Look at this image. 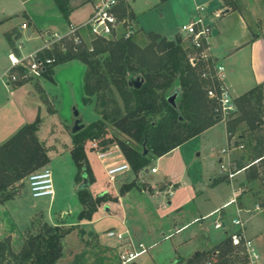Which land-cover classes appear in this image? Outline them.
<instances>
[{"label": "trees", "instance_id": "trees-1", "mask_svg": "<svg viewBox=\"0 0 264 264\" xmlns=\"http://www.w3.org/2000/svg\"><path fill=\"white\" fill-rule=\"evenodd\" d=\"M53 1L63 18L69 21L73 12L72 0ZM119 16L136 19L123 1ZM12 34L7 39L14 46ZM146 38L148 42L144 46L133 37L109 41L93 39L90 46L84 43L77 48L67 41L65 53L55 47L42 54L43 57L55 58L54 67L72 60L86 65L83 103H94L95 113L100 118L73 135L71 154L79 171L77 180L80 179V183L83 172L89 186L93 180L85 154L87 142L98 140L102 146L103 143H116L131 170L139 177L151 168L154 160L221 122L215 114L216 103L207 98L208 83L201 77L205 64L191 63L190 53L184 49L180 37L170 39L149 32ZM52 77L53 69H50L45 78L53 80ZM138 83L140 87H137ZM40 92L43 93L42 90ZM113 92L118 94L121 105L112 101ZM173 96H176L174 104L170 102ZM42 99L50 105L44 95ZM112 103L115 106L110 109ZM235 103L237 112L226 122L230 141L241 125H245L251 134L264 125V84L237 97ZM39 124L40 119L37 118L0 145V205L16 197L17 184L49 164L48 151L38 138ZM108 124L125 140L107 138ZM257 141L250 162L244 163L243 157L235 159L233 171L244 169L249 179L261 181L264 192V139L257 138ZM137 184L138 180H135L123 185L121 194L142 190ZM78 196L83 207L80 221H92L97 209L109 200L107 195L94 197L89 187L79 189ZM69 229L54 227L50 234H46L43 228L41 233L28 237L18 252L13 249L10 236L0 238V264H56L63 255V239ZM239 253L228 239L208 252L197 253L186 264H232V256ZM244 261L248 262L246 258ZM177 262L180 264L183 260Z\"/></svg>", "mask_w": 264, "mask_h": 264}, {"label": "crops", "instance_id": "crops-1", "mask_svg": "<svg viewBox=\"0 0 264 264\" xmlns=\"http://www.w3.org/2000/svg\"><path fill=\"white\" fill-rule=\"evenodd\" d=\"M99 1L72 0L73 12L69 21H66L55 2L53 0H45L44 3L50 8L56 6L60 17H54L49 22L40 23L33 13H26V21L22 24L28 23L29 30H27V33L31 32V34H28L29 36L33 35L35 29L44 38L46 33L66 35L70 25H80L88 21ZM122 1L134 13L135 21L137 22V15L129 0ZM219 1V14L222 17H209L210 22H206L205 17H203L206 9L197 6L195 9L196 17H192L191 20L202 17L204 22L212 26V56L214 62L218 67L224 68L226 83L237 98L256 86L264 84V0ZM85 6L92 8L86 18L73 17ZM200 8L203 10H199ZM231 15L236 17H230ZM13 30L15 29L7 28L2 33L7 38ZM157 34L161 35L160 33ZM12 38L15 45L11 46L7 39L8 43L6 44L8 45H4L2 51H0V145L12 138L23 126L31 124L39 118L38 115L41 110L39 102L46 108L49 115L58 117L68 131L77 121V117L81 115L79 113L76 116H72L68 112V110L75 107V102L72 99L73 91L82 107L90 106L92 109L94 107L92 104L85 105L83 103L86 65L78 60H72L56 65L53 68V80H48L44 77L40 81L30 83L9 84L7 74L11 68L9 55L14 54L21 59L27 57L22 55L18 40L14 39V37ZM43 47L44 43L35 52L42 51ZM41 90L43 93L40 92ZM42 95L49 100L50 105L44 103ZM62 101L64 102L63 107L61 106ZM93 119L87 125L97 121L99 116L96 115ZM221 123H224L225 133L221 135L218 131L212 132ZM213 135L218 138L220 144H222L223 139L227 140L229 146L233 143L228 138L226 123L221 121L169 154L154 160V165L147 169L149 173L146 170L139 177L131 169L122 173L115 181L118 182L114 192L118 201L115 215L112 214L111 207L107 206L106 203H103L100 207L105 209L107 215L117 217L122 227H126V225L130 227L137 224L146 225V220L152 221L154 216L165 219V226L168 228V232L176 230V234L181 236L179 239L181 242L189 245L193 244L189 256L184 258V263L197 253L208 252L228 240L229 235L238 230V227L233 225V221L241 218L245 224L246 236L252 240L259 255L258 261H260V258H264V192L258 188V185H262V183L260 180L249 179L244 169L234 172V162H231L232 168L229 171V173L234 174V177L230 178L223 172L224 170L220 171L219 165H230V156L228 154L222 155V152L217 154L212 144L213 139L216 138ZM38 138L43 143L40 137ZM71 139V145L66 146L70 154L73 149L72 134ZM45 148L49 151L47 146ZM119 153L122 154L121 151ZM126 162L123 156L122 162L111 160L107 166ZM51 163L52 160L49 156V164L47 166L50 170ZM152 168H156L157 172L152 173ZM151 177L154 181L150 182L148 179ZM144 178L154 188H156L157 184L166 187L153 192L135 189L123 195L121 194L123 185L130 184L135 180L144 181ZM71 185L76 190L77 181H75V178L71 180ZM93 196L96 197L95 194ZM155 199L158 201V205L160 203L157 208L153 205ZM234 199H236V202H232ZM12 201L14 200L0 205V236L12 235L15 231H21L7 208V205ZM256 205H261L262 210L256 211ZM82 209L81 205V211ZM37 214L39 213H36L35 216ZM209 218L214 219L212 221V230L208 229L205 223V220ZM219 218L225 224L224 229H216L215 227V222ZM46 223L51 228L64 225L60 222V219ZM192 224H198V226L193 227L189 233L185 234ZM91 234L95 235L93 232ZM119 234L124 235L125 240L123 242L110 238L107 234L108 238L116 240L113 245L115 246L118 264H120L119 252L132 250L133 248L138 249V245L142 244L139 243L137 245L134 243V235L129 229H126L125 233ZM200 234L205 237L208 245L206 249L202 248L200 243H195L198 241ZM96 240L99 243L101 242L97 237ZM102 244L105 245L106 243ZM177 261L174 264H179ZM255 264L258 263L256 262Z\"/></svg>", "mask_w": 264, "mask_h": 264}, {"label": "rangeland", "instance_id": "rangeland-1", "mask_svg": "<svg viewBox=\"0 0 264 264\" xmlns=\"http://www.w3.org/2000/svg\"><path fill=\"white\" fill-rule=\"evenodd\" d=\"M44 2L45 0H0V51H2L4 45H8L6 44L8 43L7 38L2 33L7 28L15 29L12 34L14 38L19 37L20 33L22 34L18 39V44L20 45V51H22L23 56H29L42 47L44 37L36 29L33 35L29 36L27 30L21 31V24L26 21V13H33L40 23L49 22L54 17H60L56 6L50 8ZM129 2L138 18L136 22L138 31L133 36V39L141 46L146 45L148 42L146 33L149 32H157L168 38L183 37L184 34L181 32L182 26L190 23L192 17H196L195 9L197 6L206 9L203 16L206 22H210L209 17H222L219 14V0H167L166 2H161L160 0H129ZM91 11L92 8L90 6H85L78 14H74L73 17L79 19L86 18ZM230 17L236 16L231 15ZM92 40V36H87L85 41L86 45L90 46ZM112 95V101L121 105L118 94L113 92ZM72 99L75 102V107L74 109L68 110V112L72 116L81 113L77 117V121H79L78 125L83 129L87 126L88 122L94 120L93 118L97 114L95 113L94 107L93 109L90 106L82 107L74 91L72 92ZM93 100L95 101L96 98H93ZM114 104L112 103L110 105V109L115 106ZM39 105L41 106V110L38 115L40 119L38 137L43 141V143L40 142L42 146L48 147V155L52 160L50 168L54 177L55 199L34 198L29 190L27 179L17 184V195L13 199L14 201L7 205V208L22 232L15 231L12 235L7 234L0 236V238L3 239L10 236L12 238L13 249L18 252L28 237L37 235L43 231L44 224H47L46 222H54V220L57 221L60 219V222L64 224L61 226L62 229H70L63 239V255L56 264H118L115 246L113 245L116 240L108 238L107 234L110 231L125 233L126 229L131 230V233H133V237L135 238L134 243L137 245L142 243L147 249V252L133 263L174 264L177 260L184 261V258L189 256L193 244L189 245L181 242L179 240L181 236L176 234V230L168 232V228L165 226L166 220L160 219L158 216H154L152 221L146 220V225L137 224L131 225L130 227L127 225L126 227H122L117 217L107 215L105 209L99 207L94 213L92 221L79 220L81 203L78 190L80 184L85 180L84 177L86 174L83 172V180L81 183L78 182L80 180H77L78 168L73 160L72 154L66 148L67 145H71V134L72 136L74 135L73 128L75 124L67 131L58 117L49 115L46 108L40 102ZM63 105L64 102L62 101L61 106L63 107ZM92 106H94V103ZM224 127V123H221L212 132L218 131L223 135L225 133ZM108 137L125 140L111 124H108ZM257 138L264 139V125L252 134L247 131L245 125H241L237 129L232 139L233 143L230 146L226 139H223L222 144H220L217 137L215 139L212 138V144L217 154L222 152V155L228 154L230 156V165H219L220 171L224 170L223 172L228 175L230 168H232L231 162L237 158L243 157L244 163L248 164L253 158L252 149L258 143ZM103 146L107 150L119 147L116 143L111 145L103 143ZM85 154L93 176L89 190L96 196L107 194L109 200L106 204L111 207L112 214L115 215L118 201L114 192L118 182L111 183L109 181L106 166L111 160L122 162L123 156L118 152L116 155L101 160L90 149V142H87L85 145ZM153 165L154 163L152 162L150 167ZM45 167L48 166L46 165ZM73 178L77 181L76 190L71 185ZM148 180L150 182L154 181L152 177ZM148 180L146 178H144V181L138 180L137 185L142 190L148 192L158 191L166 187L157 184L156 188H154L149 184ZM258 188L263 190L261 185H258ZM154 202L153 205L157 208L160 203L158 205L156 199ZM36 213L39 214L35 216ZM213 220V218L205 220L210 230L213 229ZM47 225L50 226L49 224ZM190 226L185 234L189 233L198 224H192ZM92 232L95 235H92ZM96 237L101 240L100 243L96 240ZM102 243L106 244L104 245ZM195 243H200L202 248H208L205 237L202 234H200L198 241ZM232 259L234 260L232 264H248L244 261L245 257L241 253L234 254ZM257 263L264 264V258H260V261H257ZM180 264L186 263L182 262Z\"/></svg>", "mask_w": 264, "mask_h": 264}, {"label": "built area", "instance_id": "built-area-1", "mask_svg": "<svg viewBox=\"0 0 264 264\" xmlns=\"http://www.w3.org/2000/svg\"><path fill=\"white\" fill-rule=\"evenodd\" d=\"M121 3L122 0H100L94 7V11L88 21L80 25H70L66 35L59 33L44 34L46 39L44 38L42 51L34 52L23 59L14 54L9 55L11 68L7 73L8 83L17 85L44 79L47 71L54 68L56 60L54 57H43L42 54L45 51H52L55 47H59L65 53L67 51V41L72 42L74 47L77 48L85 43L87 36L107 41L132 38L138 31L137 23L135 20L127 17L120 18L119 8ZM199 10L203 9L200 8ZM21 29L29 30L28 24H22ZM182 33H184L183 37L180 36L182 45L190 53L191 63L193 65L203 63L206 66L201 77L208 83L206 88L207 98L216 103V116L222 122H227L237 112L236 97L226 83L224 68L218 67L214 62L212 56V26L204 22L202 17H198L184 25ZM90 149L101 160L121 151L119 147H115L112 150L104 149L98 140L90 141ZM130 169L131 167L127 162L124 164L114 163L107 166L106 173L109 181L114 183L120 174ZM151 172L156 173L157 169L152 168ZM228 177L232 178L234 174L229 173ZM26 179L29 190L34 198L54 199L55 185L53 173L48 167L31 173ZM232 202H236V199ZM255 210H262V206L256 205ZM233 225L238 227V230L229 235L232 246L239 250L242 256L247 259L248 264H255L259 259V255L252 240L246 236L245 224L241 218H237L233 221ZM215 227L216 229L225 228V224L221 218L216 220ZM108 236L121 242L125 240L124 235L114 231H110ZM132 247L134 246L132 245ZM146 252L147 249L143 244H139L138 249L133 248L132 250L119 252L120 264H132ZM204 264H213V262H206Z\"/></svg>", "mask_w": 264, "mask_h": 264}, {"label": "water", "instance_id": "water-1", "mask_svg": "<svg viewBox=\"0 0 264 264\" xmlns=\"http://www.w3.org/2000/svg\"><path fill=\"white\" fill-rule=\"evenodd\" d=\"M28 34H31V32H29ZM170 39H173V38H170ZM137 87H140V83L137 84ZM175 98H176V96H173V97L170 98V102L172 104H174ZM78 123H79V121L75 122V127L73 128V133H77V132H79L82 129V127H80L78 125ZM144 154L147 155L148 152L145 151ZM146 172L149 173V170H147ZM84 178H85V180H84L83 184L80 185L79 189H86V188L89 187V184H88V181H87V176L85 175ZM44 230H45L46 234H50L52 232V228L50 226H48L47 224H44Z\"/></svg>", "mask_w": 264, "mask_h": 264}]
</instances>
